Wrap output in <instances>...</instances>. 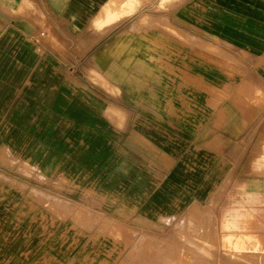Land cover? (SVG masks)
<instances>
[{
	"label": "rangeland",
	"instance_id": "374dc122",
	"mask_svg": "<svg viewBox=\"0 0 264 264\" xmlns=\"http://www.w3.org/2000/svg\"><path fill=\"white\" fill-rule=\"evenodd\" d=\"M213 4L0 44V264H264V54L221 46Z\"/></svg>",
	"mask_w": 264,
	"mask_h": 264
},
{
	"label": "crops",
	"instance_id": "0c3cea01",
	"mask_svg": "<svg viewBox=\"0 0 264 264\" xmlns=\"http://www.w3.org/2000/svg\"><path fill=\"white\" fill-rule=\"evenodd\" d=\"M106 1L0 0V44L4 46L3 55L8 54V57H11V51L7 53L6 50H10L12 45L18 43L17 40L34 36L43 30L47 35L43 43L51 47L46 49L58 51L62 44L61 36L65 34L68 36L63 44L72 42L73 40L69 38H77L83 23L97 14ZM213 8L214 15L216 13L218 15L216 25H213L211 31L219 38L221 46L235 41L242 45H254L255 48L260 46L254 50L264 54V38L259 35L261 32L252 30V22L261 19L253 17V14L264 13V0H214ZM238 20H242L243 23L238 24ZM47 55H50L48 51L33 53L35 60L46 59ZM27 59V56L20 58L21 61Z\"/></svg>",
	"mask_w": 264,
	"mask_h": 264
},
{
	"label": "bare ground",
	"instance_id": "6f19581e",
	"mask_svg": "<svg viewBox=\"0 0 264 264\" xmlns=\"http://www.w3.org/2000/svg\"><path fill=\"white\" fill-rule=\"evenodd\" d=\"M264 57V56H263ZM183 58V57H182ZM264 59V58H263ZM186 67V66H185ZM213 88V87H212ZM207 92V91H206ZM157 259V258H156Z\"/></svg>",
	"mask_w": 264,
	"mask_h": 264
}]
</instances>
